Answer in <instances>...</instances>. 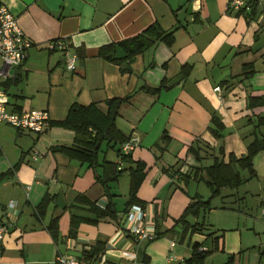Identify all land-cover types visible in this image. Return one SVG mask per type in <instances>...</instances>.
Listing matches in <instances>:
<instances>
[{"label": "crops", "instance_id": "obj_1", "mask_svg": "<svg viewBox=\"0 0 264 264\" xmlns=\"http://www.w3.org/2000/svg\"><path fill=\"white\" fill-rule=\"evenodd\" d=\"M0 3L31 42L26 58L0 84L6 110L46 109L49 114V123L40 133L0 124V173L17 164L0 180V222L6 226L0 264H55L58 252L81 257L97 242L100 249L92 256L94 264H186L188 255L182 256L176 248L175 232L135 244L119 227L129 187L127 168L133 163H122V171L108 183L114 217L94 220L90 204L104 208L108 202L98 180L100 163L118 162L116 145L101 143L94 165L52 151L51 147L73 144V131L57 122L72 103L93 102L104 110L108 99L127 96L118 105L114 127L125 138H137L129 156L144 168L135 196L143 202L148 229L155 232L157 224L158 230H168L186 206L187 193L203 196L204 188L198 189L201 181L189 177L184 185L181 176L192 175L193 169L209 164L215 156L223 162L228 154L240 157L248 143L264 137V0L239 12L228 9L226 0ZM150 24L169 33L168 42L153 41L124 67H120L124 61L115 64L97 54L99 47L130 38ZM61 38L77 56L73 71L64 69L59 50L47 48L48 42ZM243 64L249 67L243 69ZM244 72H249L248 77L242 76ZM216 85L219 93L212 89ZM143 86L155 90L144 91ZM247 96L259 97L262 104L246 107ZM211 115L222 125L219 138L207 130ZM162 133L166 140L156 145ZM194 146L199 160L189 150ZM252 166V176L239 172L247 177L243 184L255 196L258 218L264 223L260 216L264 149L253 156ZM43 196L50 202L36 218L33 206ZM54 218L55 225L50 226ZM192 242L202 243V239L189 237V250ZM222 242L216 240V248H222ZM132 246L137 254L133 262L120 255ZM202 247L209 248L206 243ZM207 257L199 264H207ZM222 258L208 264H238L235 256L230 262L228 256ZM255 258L243 257L241 264H264V256Z\"/></svg>", "mask_w": 264, "mask_h": 264}, {"label": "trees", "instance_id": "obj_2", "mask_svg": "<svg viewBox=\"0 0 264 264\" xmlns=\"http://www.w3.org/2000/svg\"><path fill=\"white\" fill-rule=\"evenodd\" d=\"M253 3L250 4L252 7ZM249 7V8H250ZM242 11V10H240ZM239 12V11H238ZM171 35L169 33L164 34L162 30L158 28L156 24H150L146 26L140 33L127 38L125 40L116 42L115 44H107L101 46L97 50V54L119 64L121 61L128 62L135 54L140 52L144 47L149 45L155 40L161 39L168 42ZM119 46L125 53V57L119 60L113 59L114 46ZM128 60V61H127ZM125 62V64H126ZM243 69L249 67V64H243ZM127 66L123 69L126 71ZM249 72L242 73L244 78L248 77ZM142 89L144 91H153L155 88L145 87ZM127 96L110 98L106 102V108L104 110L100 109L95 103L90 102L88 104H78L72 103L68 107L65 117L57 122L59 126L65 127L73 131V144L70 146H54L50 149L52 151H61L68 156H77L81 160L87 162L89 165L96 164L97 153L100 149L101 143H104L108 147H114L115 153L118 157L119 162H107L102 161L100 166L102 168L101 174L98 180L104 187V193L107 196L108 202L104 208H98L92 204L91 210L95 214V219L98 218H110L114 217V209L111 203V194L108 192V183L116 179L117 175L122 171V163H133V167H128L127 171L129 174V187L127 198L124 202V208L122 212L131 204L142 205L143 202L139 200L136 196V189L143 177L144 164L141 162H132L129 153L123 154L120 151V144L126 140L118 130L114 127V117L117 114L118 105L124 101ZM246 107L251 108L255 105L262 104V99L259 97L247 96ZM259 99V100H257ZM260 124L263 123L262 118L259 120ZM211 125L207 127V130L216 138L221 137L222 125L218 119L211 115L210 118ZM166 134L162 133L156 145L159 142H165ZM264 149V137L260 139H253L250 143L246 145V153L240 157H235L232 154H228L227 162H223L221 159L213 157L212 161L203 166H199L197 169H193L192 175L181 176L183 184L187 185V180L189 177H193L196 181H201L210 191V197L218 194L224 188H236L239 186L247 177L254 174L252 166L253 156ZM189 150L193 153L196 160L200 159L198 157L196 146L189 147ZM15 164L12 168L5 172L0 173V180L6 175H9L16 168ZM240 170H244L247 177L244 178L240 175ZM183 189V188H181ZM184 190V189H183ZM185 192V190H184ZM188 202L180 215L174 219L173 225L168 230L160 231L158 230V225H155L154 238L163 235L164 233H177L180 238L186 231H200L203 229L202 223L188 222V217H197L200 211H205L209 209L208 199H202L198 194H188ZM110 199V200H109ZM85 201V200H84ZM50 199L47 196H43L34 206L33 214L37 218L43 215L49 204ZM120 218H118L119 221ZM55 222V218L50 220V226ZM55 225V224H54ZM180 228L181 231L178 229ZM51 227L49 228V230ZM207 235H210L208 233ZM153 238V239H154ZM216 236L213 238L212 247H216ZM204 242H192L190 245L191 253L190 256L184 261L186 264H199L210 250L209 248H203ZM99 243H95L87 251H82L80 258L90 260L94 263L92 256H94L99 251ZM231 260V256H228L227 261ZM230 262V261H229Z\"/></svg>", "mask_w": 264, "mask_h": 264}, {"label": "built area", "instance_id": "obj_3", "mask_svg": "<svg viewBox=\"0 0 264 264\" xmlns=\"http://www.w3.org/2000/svg\"><path fill=\"white\" fill-rule=\"evenodd\" d=\"M260 0H226V6L230 10H247L250 4L259 3ZM31 45L30 40L18 27L14 16L8 9L0 3V84L2 80L12 75V70L18 66L27 55V49ZM48 49H57L63 55V67L66 71H73L75 68L76 54L70 49L69 42L65 38L55 39L47 43ZM219 93V86L212 88ZM4 92L0 87V124L6 123L18 131H29L40 133L49 123V114L46 109H29L25 111H8L2 100ZM137 145L135 136H128L120 144V151L123 154L129 153ZM35 159V156H33ZM119 162V161H118ZM120 164V162L118 163ZM8 207L13 206V202H8ZM260 216L264 221V209L260 210ZM146 213L142 206L138 204L129 205L121 213L119 227L131 235L135 244L149 241L154 238V232L146 226ZM6 231L4 223L0 222V240ZM170 246L173 242L169 243ZM120 255L133 262L136 259V247L122 249ZM55 264H94L90 260L82 259L74 255L58 252L54 258Z\"/></svg>", "mask_w": 264, "mask_h": 264}, {"label": "rangeland", "instance_id": "obj_4", "mask_svg": "<svg viewBox=\"0 0 264 264\" xmlns=\"http://www.w3.org/2000/svg\"><path fill=\"white\" fill-rule=\"evenodd\" d=\"M191 188L194 187L192 183ZM203 189V196L198 194L202 199H208L209 209L200 211L198 216L191 221L197 220L198 223H202L203 229L200 231H186L182 237L175 233L177 236L176 248L179 249L182 256H190L191 249L189 250L187 242L190 238L202 239V242L206 243L210 248L209 252L204 255L207 257V264L212 261H216L218 258L226 260L227 256H235L238 264H241V260L244 258H251L256 261L255 256H264L261 253V249L264 247V223L258 218L259 209L257 208V201L253 194H250L248 187L243 182L236 188L226 190L223 193L222 190L210 197L209 189L203 184H199ZM190 218V217H188ZM181 231V229H178ZM202 233V234H201ZM210 233V235H207ZM202 235V236H200ZM164 235H160L153 240L157 241ZM216 236V240L222 242L221 247L213 248V238ZM148 241V242H150ZM187 257V258H188ZM186 258V259H187Z\"/></svg>", "mask_w": 264, "mask_h": 264}, {"label": "water", "instance_id": "obj_5", "mask_svg": "<svg viewBox=\"0 0 264 264\" xmlns=\"http://www.w3.org/2000/svg\"><path fill=\"white\" fill-rule=\"evenodd\" d=\"M125 57V53L123 52V50L115 45L114 46V53H113V59L119 60ZM126 64L125 62H121L120 63V67H124ZM175 80H172L171 82H169V84L173 83Z\"/></svg>", "mask_w": 264, "mask_h": 264}]
</instances>
